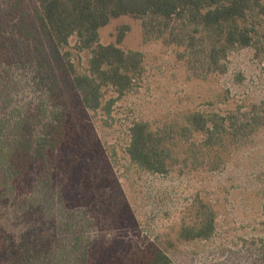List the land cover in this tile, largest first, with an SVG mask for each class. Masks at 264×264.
Masks as SVG:
<instances>
[{
	"label": "trees",
	"instance_id": "1",
	"mask_svg": "<svg viewBox=\"0 0 264 264\" xmlns=\"http://www.w3.org/2000/svg\"><path fill=\"white\" fill-rule=\"evenodd\" d=\"M25 2L15 0L0 12V237L5 241V262L172 264L156 242L137 246L121 233L91 239L83 231L87 208L100 200L102 186L90 174L100 150L80 136L78 121L85 112L111 118L117 101L139 87L145 73L144 55L119 47L128 26L121 28L117 45H101L99 31L113 19H141L145 41L165 38L169 45L186 46L200 62L203 57L206 74H225L221 60L231 50L255 45V28L245 23L253 14L264 18V0H36L39 9L34 16ZM34 23L36 28L31 29ZM74 39L77 59L67 51ZM44 42L64 52L58 68L44 54ZM85 54L90 56L83 65L80 55ZM25 60L39 61L43 69L58 75L38 108L27 113L13 93L18 87L14 71ZM193 70L197 73L194 66ZM63 75L78 94L80 106L62 91ZM110 92L117 98L108 97ZM32 118L41 126L36 135L30 129ZM223 123L219 116L202 113L186 116L184 125L156 130L148 122H136L126 154L139 171L167 178L182 164H199L195 135L206 138L207 149L222 147ZM180 143L186 149L184 144L191 143L183 159ZM198 203L196 218L182 225L180 241H209L215 235V211Z\"/></svg>",
	"mask_w": 264,
	"mask_h": 264
},
{
	"label": "rangeland",
	"instance_id": "2",
	"mask_svg": "<svg viewBox=\"0 0 264 264\" xmlns=\"http://www.w3.org/2000/svg\"><path fill=\"white\" fill-rule=\"evenodd\" d=\"M14 1L0 0V12H6ZM25 6L33 16L39 9L36 0H26ZM245 24L255 28L256 43L231 50L221 60L225 74H206L203 57L200 62L186 46L169 45L165 38L145 41L141 19H113L99 31L101 45H117L121 28L128 26L119 47L142 53L145 73L139 87L117 101L111 118L101 112H85L78 121L80 136L100 150L90 174L100 179L101 198L95 200L94 208H87L85 236L104 239L121 233L137 246L156 242L172 264H264V18L253 14ZM35 28L34 23L31 29ZM76 43L72 40L67 48L74 59ZM44 44V54L58 68L64 52L49 42ZM89 56L80 55L83 65ZM43 68L39 61L25 60L14 71L18 84L13 92L15 102L26 113L33 112L31 107L38 108L40 97L58 79L56 73ZM63 76L62 91L80 106L78 94ZM114 96L117 98L113 92L108 94ZM191 113L223 118L222 147L207 149L206 138L195 135L197 168L190 161L188 167L178 166L167 178L131 165L126 147L136 122H148L156 130L184 125ZM34 118L30 129L36 135L41 126ZM188 144H184L187 149ZM187 149L180 143L181 159L187 156ZM198 201L215 211V235L209 241H180L182 225L194 219ZM4 248L0 237V264L9 262L4 260Z\"/></svg>",
	"mask_w": 264,
	"mask_h": 264
}]
</instances>
